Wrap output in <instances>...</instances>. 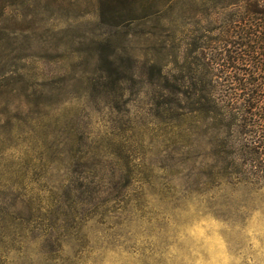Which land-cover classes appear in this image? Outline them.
<instances>
[{
    "label": "rangeland",
    "instance_id": "rangeland-1",
    "mask_svg": "<svg viewBox=\"0 0 264 264\" xmlns=\"http://www.w3.org/2000/svg\"><path fill=\"white\" fill-rule=\"evenodd\" d=\"M204 1L0 0V264H167L209 217L240 264H264V181L198 184L213 132L189 123L180 143Z\"/></svg>",
    "mask_w": 264,
    "mask_h": 264
},
{
    "label": "trees",
    "instance_id": "trees-1",
    "mask_svg": "<svg viewBox=\"0 0 264 264\" xmlns=\"http://www.w3.org/2000/svg\"><path fill=\"white\" fill-rule=\"evenodd\" d=\"M200 14L203 24L197 35L188 33L181 66L180 143L185 145L189 123L196 137L213 132L214 163L200 171L198 184L262 182L264 0H205ZM12 231L15 245L22 221Z\"/></svg>",
    "mask_w": 264,
    "mask_h": 264
},
{
    "label": "clouds",
    "instance_id": "clouds-1",
    "mask_svg": "<svg viewBox=\"0 0 264 264\" xmlns=\"http://www.w3.org/2000/svg\"><path fill=\"white\" fill-rule=\"evenodd\" d=\"M232 231L230 224L215 217L199 220L192 226H183L175 242L165 253L167 264H233L234 260L235 264H240L239 259L229 252L226 233ZM248 235H253L251 229L248 230ZM252 243L259 247V242L255 238ZM105 264L109 262L106 261Z\"/></svg>",
    "mask_w": 264,
    "mask_h": 264
}]
</instances>
